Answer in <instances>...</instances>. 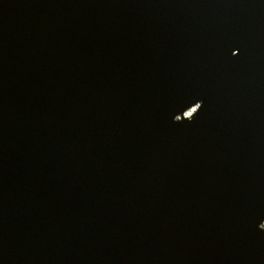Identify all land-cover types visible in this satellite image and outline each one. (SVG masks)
Returning a JSON list of instances; mask_svg holds the SVG:
<instances>
[{
	"label": "water",
	"instance_id": "water-1",
	"mask_svg": "<svg viewBox=\"0 0 264 264\" xmlns=\"http://www.w3.org/2000/svg\"><path fill=\"white\" fill-rule=\"evenodd\" d=\"M0 264H264V0H0Z\"/></svg>",
	"mask_w": 264,
	"mask_h": 264
},
{
	"label": "bare ground",
	"instance_id": "bare-ground-1",
	"mask_svg": "<svg viewBox=\"0 0 264 264\" xmlns=\"http://www.w3.org/2000/svg\"><path fill=\"white\" fill-rule=\"evenodd\" d=\"M190 111H191V110H190ZM190 111H189V112H190ZM187 115H188V114H187Z\"/></svg>",
	"mask_w": 264,
	"mask_h": 264
}]
</instances>
